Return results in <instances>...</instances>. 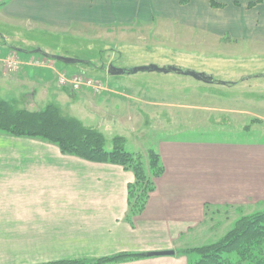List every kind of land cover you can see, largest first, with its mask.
Wrapping results in <instances>:
<instances>
[{
	"label": "crops",
	"instance_id": "crops-1",
	"mask_svg": "<svg viewBox=\"0 0 264 264\" xmlns=\"http://www.w3.org/2000/svg\"><path fill=\"white\" fill-rule=\"evenodd\" d=\"M213 1L214 7L211 0H189V4L200 10L197 18L204 14L219 31L264 45V0ZM97 2L101 4L98 8L91 0H0L5 3L0 14L39 30L61 31L73 21L100 17L104 7L102 0ZM137 7L133 2L126 3L127 9ZM33 49L53 55L45 46ZM35 51L17 54L26 60L34 55L49 58ZM80 61L73 64H84ZM5 73L27 75L43 84L53 77L50 68L23 66L18 73ZM134 74L108 72L107 76L115 81L113 84H126L134 83ZM63 89L58 97L78 99L76 92ZM120 89L136 94L133 88L121 85ZM124 94L121 96L131 102L132 97ZM25 105L32 111L46 108H41L34 97ZM155 147L165 171L156 178V188L143 213L130 223L126 213L128 186L134 182L131 170L65 154L56 144L41 138L0 132V264L109 257L124 251H174L181 242L189 244L193 236L201 238L206 232L202 230L205 205L245 208L264 203V143L165 137ZM192 256L156 254L121 264H193Z\"/></svg>",
	"mask_w": 264,
	"mask_h": 264
},
{
	"label": "rangeland",
	"instance_id": "rangeland-1",
	"mask_svg": "<svg viewBox=\"0 0 264 264\" xmlns=\"http://www.w3.org/2000/svg\"><path fill=\"white\" fill-rule=\"evenodd\" d=\"M129 1L138 7L127 9ZM212 1V7L216 6ZM91 2L96 8L101 6L97 0ZM102 5V15L96 20L73 21L61 31L39 30L35 25L19 23L0 14V35L20 47L16 48L45 46L53 55L73 57L84 63H65L38 55L26 60L14 51L0 50V58L18 63L15 70H4L7 73H18L23 66L53 71L52 79L43 84L27 75L10 76L0 64V98L22 108L31 97L41 108L49 103L60 106L65 114L100 130L109 146L118 137L120 144L143 156L165 137L264 143L262 43L253 45L251 40L235 39L224 30L219 31L211 25L213 21L209 17L202 13L196 17L200 10L190 5L189 0H102ZM111 63L131 71L152 64L176 66L212 74L227 84L150 70L134 74V83L116 81L113 84L115 81L111 82L107 76ZM121 85L136 89V94L121 91ZM63 88L76 92L78 99L58 97ZM119 92L132 97L131 102ZM263 209L264 203L241 210L237 206H223L202 227L206 232L201 238L193 236L189 244L183 241L172 250L182 255L184 250L213 243L234 226L237 218ZM190 255L195 258L192 261L195 264L197 254Z\"/></svg>",
	"mask_w": 264,
	"mask_h": 264
},
{
	"label": "trees",
	"instance_id": "trees-1",
	"mask_svg": "<svg viewBox=\"0 0 264 264\" xmlns=\"http://www.w3.org/2000/svg\"><path fill=\"white\" fill-rule=\"evenodd\" d=\"M4 5L5 3L0 6ZM0 37L2 49L15 53L35 51L33 48L19 51L2 35ZM2 131L12 136L41 138L56 144L65 154L92 162L119 164L125 170H131L134 182L128 186L126 213V219L130 223L134 216L141 214L146 208L150 195L156 188L155 179L162 176L165 169L162 156L156 148L151 147L146 156L139 155L120 144L118 140L121 138L118 137L109 146L106 136L100 130L85 125L73 115L65 114L55 104L32 111L0 98V132ZM221 208L212 204L205 205V221ZM182 253L197 254L195 264H264V209L240 216L234 226L213 243L184 250ZM152 256L155 254L121 252L109 257L65 259L42 264H116Z\"/></svg>",
	"mask_w": 264,
	"mask_h": 264
},
{
	"label": "water",
	"instance_id": "water-1",
	"mask_svg": "<svg viewBox=\"0 0 264 264\" xmlns=\"http://www.w3.org/2000/svg\"><path fill=\"white\" fill-rule=\"evenodd\" d=\"M19 51L23 50V49H18ZM37 52L41 53L43 56L46 55L48 56L49 58H52L54 60H60V61H63L65 63H73L75 62L76 60L72 57H63V56H60V55H50V54H46L45 52L43 53L41 50H36ZM35 51V52H36ZM109 73L111 74H125V72H128L130 71L131 73H137L138 71H157V72H165V73H171V72H175L177 74H180V75H189V76H193L195 77L196 79L198 80H201V81H204V82H209V83H220V84H227V82H224V81H221V80H216L214 78L213 75L211 74H204V73H199V72H196V71H191V70H184V69H180L176 66H171V67H161V66H157V65H148V66H140V67H136L135 69H133L132 71L131 70H128V69H122V68H118L116 66H112V65H109ZM155 254V253H154ZM156 254L158 255H173L175 254L174 251H167V252H156ZM155 254V255H156Z\"/></svg>",
	"mask_w": 264,
	"mask_h": 264
},
{
	"label": "built area",
	"instance_id": "built-area-1",
	"mask_svg": "<svg viewBox=\"0 0 264 264\" xmlns=\"http://www.w3.org/2000/svg\"><path fill=\"white\" fill-rule=\"evenodd\" d=\"M0 64L1 67L5 70L8 71V69L10 70H15L18 67V63L14 60H9V59H5L3 60L2 58H0ZM15 68V69H14ZM9 70V72H10Z\"/></svg>",
	"mask_w": 264,
	"mask_h": 264
}]
</instances>
